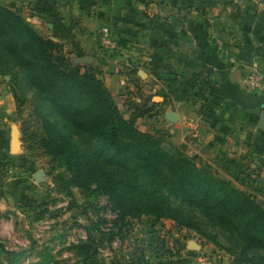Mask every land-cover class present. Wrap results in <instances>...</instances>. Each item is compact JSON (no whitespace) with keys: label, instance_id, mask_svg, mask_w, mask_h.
<instances>
[{"label":"crops","instance_id":"crops-1","mask_svg":"<svg viewBox=\"0 0 264 264\" xmlns=\"http://www.w3.org/2000/svg\"><path fill=\"white\" fill-rule=\"evenodd\" d=\"M0 3L13 6L43 35L60 42L72 60L85 58L79 65L99 71L125 117L137 108H150L149 115L136 119L138 129L163 134L176 146L184 144L198 165L208 166L264 204V129L257 128L264 88L252 90L246 80L255 67L264 86V0ZM102 26L121 44V55L106 54L99 46L97 31ZM229 56L236 59V66H231ZM7 79L0 76V82ZM4 85L0 149L9 152L14 107ZM206 96L214 98L210 108L199 101ZM9 189L8 179L0 177V242L13 232L14 219L5 203ZM163 222L174 226L165 219L154 223V229ZM159 230L166 251L162 250V261L150 264H245L223 250L202 255L200 245L199 250L189 249L191 241H183L178 232L169 239V228L161 234Z\"/></svg>","mask_w":264,"mask_h":264},{"label":"trees","instance_id":"trees-1","mask_svg":"<svg viewBox=\"0 0 264 264\" xmlns=\"http://www.w3.org/2000/svg\"><path fill=\"white\" fill-rule=\"evenodd\" d=\"M0 75H10L26 147L65 167L70 177L62 187L70 196L72 187L87 199L105 194L121 217L145 215L152 224L169 219L241 263L264 264V204L253 193L198 165L184 144L138 129L136 119L150 108L125 117L97 69L73 63L60 42L1 3ZM26 103L31 108L23 116ZM75 250L83 264H103L87 241ZM22 255L8 251L0 264H17Z\"/></svg>","mask_w":264,"mask_h":264},{"label":"rangeland","instance_id":"rangeland-1","mask_svg":"<svg viewBox=\"0 0 264 264\" xmlns=\"http://www.w3.org/2000/svg\"><path fill=\"white\" fill-rule=\"evenodd\" d=\"M5 76L7 81H1L0 85L5 84L11 93L10 75ZM17 90L21 91V88ZM25 95L27 100L33 98L31 90ZM12 100L14 110L9 120L11 127L17 129L19 147L15 154L0 149V172H3L0 177L9 182L10 197L5 203L10 207V218L14 219V224L10 237L0 242L3 251L0 263L5 261V249L12 251L11 248H18L23 250V255L17 264H83V256L76 253L75 246L87 241L92 256L103 264H150L162 261V250L166 251V247L160 241L157 230L160 229L161 234L167 228L171 231L169 239L178 232L183 241L198 243L201 246L198 252L203 251L202 255L218 249L194 229H180L172 223L163 222L157 224L155 230L151 217H121L105 194L87 199L72 187L70 196L62 187L63 180L70 177L65 167L51 161L47 155L33 153L26 147L21 131L22 120L16 116V102ZM199 101L206 108L214 105L212 96L201 97ZM30 108L31 103L23 106V116ZM6 155L7 160H4ZM39 169L44 171L46 179L36 183L32 175ZM206 230L210 233L215 231L212 228ZM47 252L52 260L44 257Z\"/></svg>","mask_w":264,"mask_h":264},{"label":"built area","instance_id":"built-area-1","mask_svg":"<svg viewBox=\"0 0 264 264\" xmlns=\"http://www.w3.org/2000/svg\"><path fill=\"white\" fill-rule=\"evenodd\" d=\"M97 40L99 46L103 49L108 51L111 54H122V48L119 41L114 38L111 34V31L108 29L107 26H102L97 31ZM229 61L231 66H236L237 61L233 56H229ZM130 67V65L128 64ZM247 85L252 90H262L264 88L262 82V74L259 73L255 67L251 68L246 76Z\"/></svg>","mask_w":264,"mask_h":264},{"label":"water","instance_id":"water-1","mask_svg":"<svg viewBox=\"0 0 264 264\" xmlns=\"http://www.w3.org/2000/svg\"><path fill=\"white\" fill-rule=\"evenodd\" d=\"M83 61H86V59L85 58H76V59L72 60V62L75 64H79ZM260 106L263 107V109L261 111V114H260L258 122H257V128L264 129V103H261ZM172 115L173 114L171 113V116ZM18 147H19V135H18L17 129L15 127H11L10 139H9V152L11 154H15ZM32 178L36 183H41L46 179L44 171H42L40 169L36 170L34 172ZM188 248L191 250H199L200 246L198 243L191 241V242H189Z\"/></svg>","mask_w":264,"mask_h":264}]
</instances>
